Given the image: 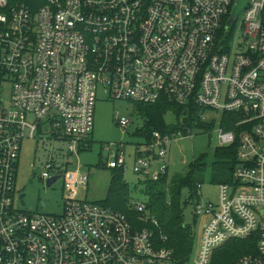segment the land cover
Returning <instances> with one entry per match:
<instances>
[{"label": "built area", "instance_id": "built-area-1", "mask_svg": "<svg viewBox=\"0 0 264 264\" xmlns=\"http://www.w3.org/2000/svg\"><path fill=\"white\" fill-rule=\"evenodd\" d=\"M240 1L45 0L34 15L0 0V264H177L166 236L80 197L89 175L72 159L90 147L99 95L237 116L234 130H217L220 146L238 143L232 180L219 185L218 203L200 195L192 204L193 264L219 263L232 241L250 248L235 264H264V0H246L232 22ZM42 128L68 144L71 162L53 157L41 174L64 180L61 215L15 207L22 143ZM191 136L155 131L137 146L133 172L160 180L173 144ZM126 165L122 153L108 167ZM132 205L147 213L146 202Z\"/></svg>", "mask_w": 264, "mask_h": 264}, {"label": "rangeland", "instance_id": "rangeland-1", "mask_svg": "<svg viewBox=\"0 0 264 264\" xmlns=\"http://www.w3.org/2000/svg\"><path fill=\"white\" fill-rule=\"evenodd\" d=\"M241 21L236 25L239 28ZM95 108L94 130L89 137L90 147L82 151L78 157L72 159L73 166L81 164L82 170L89 175L86 189H80V197L88 201L99 203L106 200L113 180L114 171L108 167L115 155L122 153L126 156L125 180L129 184L128 191L134 202H146L143 191L144 180L133 172L135 152L137 146L145 140L137 135V131L144 128L145 118L137 113L135 104L126 101L106 99L98 96ZM220 112L207 111L202 115V121L212 124L211 131L192 129V136L179 140L173 144L169 153V177L185 175L191 164L201 162L208 167L202 178V188L199 191L203 200L218 203L220 187L211 180V167L217 162L216 150L221 147L217 140V130L222 121ZM125 118L130 124L123 128L119 119ZM165 122L169 126L177 124L174 113H168ZM68 144L64 139L53 138L48 128L39 130L35 140L24 139L18 163V173L15 192V207L19 210L61 215L64 205V180L59 179L48 187L47 181L41 178L44 167L51 158L63 165L71 160L67 155ZM190 191L184 189L182 198L188 199ZM193 206L186 210V221L193 222ZM203 220H198L201 229ZM194 255L191 257L193 264Z\"/></svg>", "mask_w": 264, "mask_h": 264}, {"label": "trees", "instance_id": "trees-1", "mask_svg": "<svg viewBox=\"0 0 264 264\" xmlns=\"http://www.w3.org/2000/svg\"><path fill=\"white\" fill-rule=\"evenodd\" d=\"M26 4L30 6L33 14H37L45 0H10V6ZM137 113L145 118L144 128L137 131V135L145 140L144 143L152 141L155 131L168 133L170 131L184 130L192 131L194 128L205 131L212 130V124L202 121V113L196 106L187 107L161 100L156 104H135ZM168 113H174L177 124L169 126L165 122ZM237 116L234 114H223L221 125L226 131L234 130ZM238 143L230 147H219L216 150L217 162L211 167V180L218 185L228 183L233 178V172L237 165ZM113 180L110 185L108 196L105 201L99 202L124 213L134 226L143 229L153 228L157 237H167L164 243L174 254L177 264H187L186 260L191 258L197 241L196 220L186 221V210L200 199V187L202 178L208 167L201 162L190 165L185 175L169 177V172L158 181L147 180L145 182L144 195L147 197V213H139L134 208L128 191L129 184L125 180L123 169H112ZM184 189L190 191L189 198L184 200L182 192ZM155 217L160 227L156 229L147 217ZM248 241H232L221 251V260L217 264H235L237 260L249 252Z\"/></svg>", "mask_w": 264, "mask_h": 264}, {"label": "water", "instance_id": "water-1", "mask_svg": "<svg viewBox=\"0 0 264 264\" xmlns=\"http://www.w3.org/2000/svg\"><path fill=\"white\" fill-rule=\"evenodd\" d=\"M247 1L246 0H241L238 7L236 8L234 14H233V17H232V22H236L242 8L246 5ZM62 177L61 176H55V177H52L51 179H49L47 181V185L48 187L52 186L56 181H58L59 179H61ZM190 259L188 258L186 260V262H189Z\"/></svg>", "mask_w": 264, "mask_h": 264}]
</instances>
